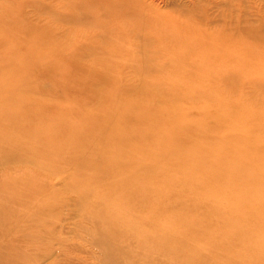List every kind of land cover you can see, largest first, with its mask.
<instances>
[{"label": "bare ground", "instance_id": "6f19581e", "mask_svg": "<svg viewBox=\"0 0 264 264\" xmlns=\"http://www.w3.org/2000/svg\"><path fill=\"white\" fill-rule=\"evenodd\" d=\"M59 1L0 0V248L66 207L78 261L264 264V0ZM181 163L211 216L177 213Z\"/></svg>", "mask_w": 264, "mask_h": 264}, {"label": "rangeland", "instance_id": "374dc122", "mask_svg": "<svg viewBox=\"0 0 264 264\" xmlns=\"http://www.w3.org/2000/svg\"><path fill=\"white\" fill-rule=\"evenodd\" d=\"M59 1V0H57ZM89 1V0H88ZM170 4L175 3H188L189 0H167ZM60 2V1H59ZM152 67L156 65V63L151 64ZM142 68L149 69L147 67V64H143L141 66ZM156 67L152 68V70H149V73H143L144 75L142 77L147 78L148 80H153L154 82H157L158 84H166L170 81H173L172 78H167L166 76H160L156 71L154 70ZM138 73V72H137ZM137 78L141 77L140 74L136 75ZM155 77V78H154ZM141 80V79H140ZM191 89L196 88L201 85L200 81H194L189 83ZM49 87H53L51 84H49ZM55 87V86H54ZM94 89H99L97 86ZM102 90V89H99ZM158 90L154 87L148 86L145 89L143 88L141 84V88L139 90H130L127 91V96L130 98H136L138 96H141L144 91H154ZM205 95V98L208 99L207 92H203ZM213 93V92H212ZM205 98H198V102H202L206 100ZM169 155L165 157L167 159ZM176 169L173 170H165L163 171V174L160 176L162 179L166 181L165 185H172L175 187L177 192V202L181 201L182 203H188L189 208L187 209H180L178 208L179 205L177 204L175 209H180L177 213H182L181 217H188L192 215H202V216H211L213 214V211L219 207V204H213V205H205L202 202V198L212 201L213 200V192L211 190H206L207 192L205 195L201 197L200 193L197 191L195 192L190 198L187 197V194L190 191L194 190H200L204 188V185L202 183L195 182V178H192V175H190L182 166V163L178 167H171ZM190 176V178L188 177ZM3 188H6L5 186ZM206 189H209L207 187ZM68 210L63 208V211L60 215V217L57 219L55 223L51 227H49V230L53 232V237L55 239H52L49 241V243H33L27 244L26 242H22L18 238H15L13 240H7L4 241V245L2 248H0V264H90L89 262L85 260L78 261L77 258H87L90 259V252L93 250L90 246L86 245L82 241V234H80L77 231H81L79 228H77V231L73 228V222L77 221V217H75L73 214H68ZM206 213H209L206 215ZM12 217H10L11 219ZM216 222V219H212L209 222L208 227H212L214 223ZM27 223V222H25ZM31 228H29L30 230ZM65 237L66 241L68 242L67 245H60L59 239ZM59 238V239H58ZM61 246V247H60ZM47 252L50 253V255H45ZM44 254V257L46 259L42 258V254ZM224 253L221 254V257H223ZM5 257V260H4ZM85 261V262H84ZM89 261V260H88ZM177 264H187L183 261H178ZM193 264H196L194 262Z\"/></svg>", "mask_w": 264, "mask_h": 264}]
</instances>
